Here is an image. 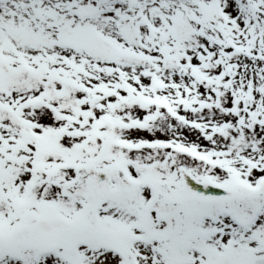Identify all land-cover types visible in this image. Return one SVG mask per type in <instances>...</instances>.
<instances>
[{
    "label": "snow or ice",
    "instance_id": "6c2138e0",
    "mask_svg": "<svg viewBox=\"0 0 264 264\" xmlns=\"http://www.w3.org/2000/svg\"><path fill=\"white\" fill-rule=\"evenodd\" d=\"M0 264H264V0H0Z\"/></svg>",
    "mask_w": 264,
    "mask_h": 264
}]
</instances>
